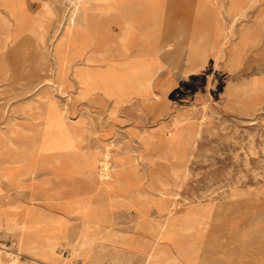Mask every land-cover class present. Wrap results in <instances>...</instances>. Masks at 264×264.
Masks as SVG:
<instances>
[{
	"label": "rangeland",
	"instance_id": "1",
	"mask_svg": "<svg viewBox=\"0 0 264 264\" xmlns=\"http://www.w3.org/2000/svg\"><path fill=\"white\" fill-rule=\"evenodd\" d=\"M76 3L0 0V264H264V0Z\"/></svg>",
	"mask_w": 264,
	"mask_h": 264
},
{
	"label": "bare ground",
	"instance_id": "2",
	"mask_svg": "<svg viewBox=\"0 0 264 264\" xmlns=\"http://www.w3.org/2000/svg\"><path fill=\"white\" fill-rule=\"evenodd\" d=\"M77 2H78V7H77V3H76V7H77V9H80V6H81V8H83L84 9V11H83V16H82V20L83 21H85V22H87L86 21V18H88V11H93L91 8H88L89 6H87V4H89V3H92L93 4V6H99L100 7V5H99V2H101V0H77ZM103 3V2H102ZM73 15V14H72ZM76 15V14H75ZM22 19V18H21ZM71 22H75V19L73 18V19H71ZM74 24V23H73ZM70 26V25H69ZM66 28V27H65ZM136 28V23H130L129 25H128V27L126 28V32L124 33V35L121 37V44H122V47H123V49H125L126 48V46H127V44L131 41V39H132V37H134L135 36V30H137V29H135ZM68 30H70L69 28L67 29V31ZM72 30V29H71ZM81 32V31H80ZM88 32V31H87ZM144 32V31H143ZM68 33V32H67ZM67 35V34H66ZM80 35V34H79ZM88 35V34H87ZM86 35V36H87ZM137 35V34H136ZM81 36H82V33H81ZM89 36V35H88ZM136 37V36H135ZM69 38V37H68ZM75 38V37H74ZM81 38V37H80ZM62 39V38H61ZM78 39V38H77ZM90 39H91V37H90ZM92 40V39H91ZM67 42V41H66ZM63 43V42H62ZM66 44H68V43H66ZM82 46H83V50H85V48L90 44V43H87L85 40H84V38L81 40V43H80ZM92 44V43H91ZM90 44V45H91ZM53 46V45H52ZM91 47H92V45H91ZM91 47H89V48H91ZM74 48V47H73ZM66 49V48H65ZM40 51V50H39ZM43 51V50H42ZM51 54H53V53H51ZM50 54V55H51ZM66 55V54H65ZM73 55V54H72ZM38 56V55H37ZM54 56V55H53ZM86 56V55H85ZM74 57V56H73ZM77 57H78V55H77ZM205 57V56H204ZM54 58H55V56H54ZM60 59V58H59ZM66 59V58H65ZM46 60V59H45ZM57 61V60H56ZM64 61V60H63ZM81 61V60H80ZM206 61V60H205ZM71 64V63H70ZM72 65V64H71ZM78 69V68H77ZM73 70V69H72ZM72 70H70V71H72ZM88 70V69H87ZM93 70V69H92ZM99 70V69H98ZM81 71V70H80ZM83 71H84V69H83ZM86 71V70H85ZM101 71V70H100ZM91 72V71H90ZM97 72V71H96ZM95 72V73H96ZM109 72V71H108ZM60 73V72H59ZM84 73V72H83ZM89 73V72H88ZM75 74V73H74ZM80 74V73H79ZM82 74V73H81ZM93 74V73H92ZM98 74V73H97ZM96 74V75H97ZM76 76V75H75ZM81 76V75H80ZM91 76V74H86L85 75V78H88V77H90ZM104 76V75H103ZM112 76H113V74H112ZM78 77V76H77ZM84 77V76H83ZM95 79V78H94ZM106 79V78H105ZM121 79V78H120ZM144 79H149V77L147 78V76L146 77H144V78H142V80H144ZM107 80H108V78H107ZM92 81V80H91ZM95 81V80H94ZM98 81V80H97ZM139 81H141V79H139ZM81 82V81H80ZM84 82V81H83ZM87 83V82H86ZM103 83V82H102ZM146 83V82H145ZM84 84V83H83ZM111 84V83H110ZM94 85V84H93ZM106 85H108L107 83H106ZM81 86V85H80ZM90 86V85H89ZM88 86V87H89ZM144 86H145V84H144ZM86 87V86H85ZM95 87V86H94ZM108 88V87H107ZM127 89V88H126ZM121 99V98H120ZM59 112H62V111H59ZM64 112H66V111H64ZM63 113V112H62ZM182 124V123H181ZM171 134V133H170ZM171 136V135H170ZM63 138V137H62ZM76 140V139H75ZM46 150V149H45ZM47 151V150H46ZM109 154V153H108ZM60 156V155H59ZM77 156H78V154H77ZM79 160V159H78ZM59 163V162H58ZM78 164V163H77ZM80 165V164H79ZM110 165V164H109ZM108 162L107 161H103V162H101V170H100V178H107V177H109V173H108ZM76 166V165H75ZM73 167V166H72ZM82 167V166H81ZM84 168H85V166H84ZM88 169V168H87ZM111 169V168H110ZM90 172V171H89ZM93 173V172H92ZM98 175V174H97ZM112 178V177H111ZM110 179V178H109ZM194 184V183H193ZM107 185V184H106ZM160 186V185H159ZM162 192H164V191H162ZM141 196V195H140ZM156 196V195H155ZM87 207V206H86ZM218 208V207H217ZM86 209V208H85ZM248 209V208H247ZM84 216V215H83ZM202 224V223H201ZM190 225H192V224H190ZM25 227V225L23 224V226H22V229ZM61 227V226H60ZM194 227V226H193ZM191 229V228H190ZM247 229V228H246ZM251 230H252V228H251ZM187 231H188V229H187ZM30 236L31 237H33V235H29V234H27V233H23L22 234V237H21V239H22V242H21V248H23L24 246V241H25V239H27L28 237L30 238ZM220 238V237H219ZM33 239V238H32ZM223 241V240H222ZM222 243V242H221ZM213 244V243H212ZM49 245H52V244H48L47 246H49ZM55 245V247H56V254L58 255H60V253H61V249L63 248V246L62 245H60V244H54ZM224 245V244H223ZM219 246V245H218ZM218 246H216L217 248H218ZM220 246H222V245H220ZM223 247V246H222ZM39 248H41V247H39ZM216 248V249H217ZM230 248V247H229ZM2 249L3 250H7V248L5 247V246H0V252L2 251ZM218 250V249H217ZM231 250V249H230ZM232 250H233V248H232ZM213 251V250H212ZM259 251V250H258ZM183 252V251H182ZM227 252V251H226ZM255 252V251H254ZM3 253V252H2ZM164 253V252H163ZM258 253V252H257ZM19 254V256L21 255V253H18ZM62 254V253H61ZM234 254V253H233ZM233 254H232V256H233ZM239 254V253H238ZM5 255V254H4ZM4 255H3V257H4ZM231 255V254H230ZM236 255V254H235ZM257 255V254H256ZM2 256V255H1ZM191 256V255H190ZM219 256V255H218ZM237 256V255H236ZM254 256V255H253ZM262 256V255H261ZM215 257V256H214ZM225 257V256H224ZM239 257V256H238ZM5 258V257H4ZM204 258V257H203ZM257 258V257H256ZM236 259V258H235ZM242 260V259H241ZM258 260V259H257ZM19 261V259L17 258V259H15L13 262H18ZM187 261H189V260H187ZM235 261V260H234ZM259 261V260H258ZM206 262H207V260H206ZM208 262H210L209 260H208ZM4 264V263H3ZM235 264H237V263H235Z\"/></svg>",
	"mask_w": 264,
	"mask_h": 264
}]
</instances>
